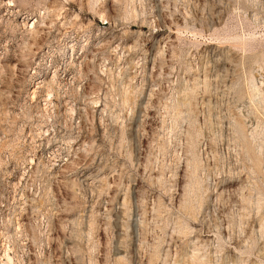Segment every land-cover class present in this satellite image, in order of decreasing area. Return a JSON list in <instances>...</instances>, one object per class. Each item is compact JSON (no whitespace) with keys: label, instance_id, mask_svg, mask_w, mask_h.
Instances as JSON below:
<instances>
[{"label":"rangeland","instance_id":"rangeland-1","mask_svg":"<svg viewBox=\"0 0 264 264\" xmlns=\"http://www.w3.org/2000/svg\"><path fill=\"white\" fill-rule=\"evenodd\" d=\"M0 264H264V0H0Z\"/></svg>","mask_w":264,"mask_h":264},{"label":"bare ground","instance_id":"bare-ground-1","mask_svg":"<svg viewBox=\"0 0 264 264\" xmlns=\"http://www.w3.org/2000/svg\"><path fill=\"white\" fill-rule=\"evenodd\" d=\"M2 2V1H1ZM9 2V1H8ZM6 3V2H5ZM10 3V2H9ZM9 6H11V4H9ZM33 25L29 27V29H33ZM51 91L48 92V95H47V99L45 101H47L46 103L50 102L51 101ZM47 105V104H46Z\"/></svg>","mask_w":264,"mask_h":264}]
</instances>
